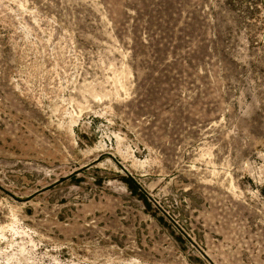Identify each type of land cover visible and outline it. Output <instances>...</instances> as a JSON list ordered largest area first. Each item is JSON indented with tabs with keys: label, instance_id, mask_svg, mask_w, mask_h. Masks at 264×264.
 Wrapping results in <instances>:
<instances>
[{
	"label": "rangeland",
	"instance_id": "374dc122",
	"mask_svg": "<svg viewBox=\"0 0 264 264\" xmlns=\"http://www.w3.org/2000/svg\"><path fill=\"white\" fill-rule=\"evenodd\" d=\"M0 264H264V0H0Z\"/></svg>",
	"mask_w": 264,
	"mask_h": 264
}]
</instances>
